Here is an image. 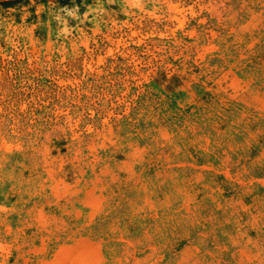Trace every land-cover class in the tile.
<instances>
[{
	"label": "clouds",
	"instance_id": "obj_1",
	"mask_svg": "<svg viewBox=\"0 0 264 264\" xmlns=\"http://www.w3.org/2000/svg\"><path fill=\"white\" fill-rule=\"evenodd\" d=\"M4 5L0 264H264V0Z\"/></svg>",
	"mask_w": 264,
	"mask_h": 264
},
{
	"label": "rangeland",
	"instance_id": "obj_2",
	"mask_svg": "<svg viewBox=\"0 0 264 264\" xmlns=\"http://www.w3.org/2000/svg\"><path fill=\"white\" fill-rule=\"evenodd\" d=\"M62 2L70 3V0H62ZM5 3L6 5H4V7L14 9L17 6V4H21V0H5Z\"/></svg>",
	"mask_w": 264,
	"mask_h": 264
}]
</instances>
